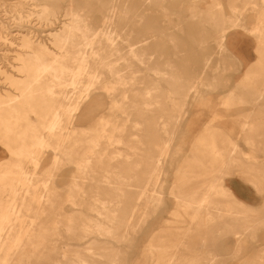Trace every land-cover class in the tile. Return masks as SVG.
Here are the masks:
<instances>
[{"label":"bare ground","instance_id":"obj_1","mask_svg":"<svg viewBox=\"0 0 264 264\" xmlns=\"http://www.w3.org/2000/svg\"><path fill=\"white\" fill-rule=\"evenodd\" d=\"M225 2L0 4L20 28L14 41L0 30V40L16 46L15 71L0 67L8 85H0V144L9 154L0 159V264H123L120 243L131 240V230L146 222L150 207L163 204L165 164L175 136L171 127L178 125L190 93L217 89L228 67L244 64L242 51L251 41L226 30L240 25L264 34V6L257 0ZM225 5L230 15L223 21ZM247 17L256 20L253 28ZM212 43L220 47L216 59L207 51ZM219 104L226 109L248 104L239 111L252 117L240 120L241 134L252 147L261 140L264 51ZM116 112L122 115L119 121L109 115L93 119ZM88 123L93 130L85 133L80 128ZM213 124L196 136L195 149H209L222 164L234 161L241 149ZM144 125L155 129L153 137L142 131ZM153 141L157 147L145 150V143ZM71 164L74 174L61 187L55 178ZM217 171L213 180L197 187L188 178L170 186L176 201L173 218L150 236L138 264L199 263V249L188 237L212 224L220 202L226 200L231 211L228 200L237 194V185L225 183L221 167ZM245 182L251 192H264L263 180ZM242 205L236 215L249 218L255 209ZM229 234L235 235L221 226L215 232L218 237ZM241 237L234 248L237 255L245 242ZM260 250L264 253V246ZM257 256L244 264H264ZM207 261L213 264V258Z\"/></svg>","mask_w":264,"mask_h":264},{"label":"rangeland","instance_id":"obj_2","mask_svg":"<svg viewBox=\"0 0 264 264\" xmlns=\"http://www.w3.org/2000/svg\"><path fill=\"white\" fill-rule=\"evenodd\" d=\"M13 1L15 0H0V4H3L4 7H12ZM257 2L258 5L261 4L264 6L259 0H257ZM224 4H226L225 0ZM239 4L241 5L242 3L239 2ZM2 9L3 7L0 10V30L10 41H14L13 38L20 28L12 24L9 16L6 15ZM183 12L186 16L188 15L186 6H183ZM222 14L223 21H225L230 15L228 7L225 9V13ZM251 14L253 17L257 15L253 12H251ZM249 19L250 18L247 17L246 22L248 26L251 27L252 25L251 28H253L256 24V20ZM226 31L228 35H231L233 31H235L244 39L251 41V46L248 45L247 49L242 51L243 56L241 58L244 64L241 66H231L230 68L228 67L225 72L222 71L224 78L221 80L219 79L220 83L217 89L208 91L207 88L204 87L198 95H194V92L190 93L191 97L189 96L190 99L188 104L184 106L180 113L181 119L178 125L171 127L174 129L175 136L169 146L170 151L168 152H170V158L167 159L168 162L165 164V177L162 188L164 192L163 204L150 207L146 222L135 226V231L131 230L132 236L130 237V241L126 240L120 243L123 247V252L121 253L123 264H138L150 236L163 227L166 219L170 218L171 220V217L173 218L171 211L176 207V201L170 194L172 185L180 184L183 179L186 178L191 180V187L203 185L213 180L214 175L218 174L217 168L219 167L222 168L225 183L237 185L235 190L237 194L233 200H228L232 203L231 211L226 210L228 207L226 200L220 202L218 206L219 210L214 213L215 218L212 224L209 225L208 228L206 225L201 226L200 231L195 230V233L193 232V235L188 237V241L194 242L193 246L199 249L197 253L200 257L198 264H207L208 258H213V264H244L246 258L255 257L256 259L258 257L257 255L261 256L264 262V253L260 250L261 247L264 246V192L257 193L254 190L251 192L249 190L251 188L250 185L245 182L249 179H253V177L263 180L264 189V133H262L261 140L257 141L252 147V144L245 141L244 134H241L242 126L240 124V120H249L252 117L248 118L246 116H240L239 114L240 110L243 111L246 108L248 109L249 105L243 104L242 106H234L231 109H226L219 104L221 99L228 96L230 89L237 86L239 81L242 80L246 67L253 64L257 56L259 57V53L264 51V42H259L260 40L264 41V34L258 35L261 31L253 29L246 30L240 25L230 27ZM211 38L212 37L209 36L207 38L208 41ZM8 42L0 40V67L2 71L14 72L15 69L12 68V64L15 63V60L12 55L15 53L16 46L10 45ZM186 43L190 48L191 45H193L189 40L186 41ZM219 49L220 47L217 46L216 43L207 46L208 54L211 57L214 56V59L218 57L219 54H217V52ZM257 49L260 50V52H258ZM214 59L211 62L212 64H214ZM2 76L3 74L0 72V85L5 89L8 85L4 76L3 79ZM197 80L198 79H196V81ZM263 108L264 104H262L261 109ZM155 113L157 114L154 119L158 121L160 113L158 111H155ZM107 115L117 121L122 119V115L119 112L99 114L93 119L97 120L99 117ZM141 117L142 116H140V118ZM254 118L255 117H253V119ZM210 122L214 123V127L224 130L226 134L232 136L241 149L242 154H238L234 161L222 164L220 159L215 157L209 149H206L205 152L195 149L196 136L200 132H204ZM80 129L84 130L86 133L92 131L93 127L91 123H88ZM142 131H149L152 133V137L155 135V129L152 127L144 125ZM142 131H140L141 136L142 134L146 136ZM158 143H154V141L145 143V150L152 149L153 145L157 147ZM216 143L220 148L224 145L221 138H219ZM6 151L5 147L0 144V159L8 158L9 154ZM48 157L49 160L52 159V153L49 154ZM74 169L75 166L73 164L63 166L55 178L57 184L62 187L64 184L68 183L74 174ZM247 187L250 188L247 189ZM245 194H247L251 202H248V198L243 197ZM242 204L252 205V208L255 209V211L249 214V218H245L242 213H237L238 216L236 215V212H241ZM234 217H236V220ZM172 223L174 222L172 221ZM220 226L227 227L230 232L235 235H220V237H218L215 235V232ZM248 227L249 229H247ZM243 233L246 235L241 237ZM239 237L245 240V242L242 247V253L237 255L234 253V248L236 247ZM71 242L76 243L74 240H71ZM77 243L81 244V242Z\"/></svg>","mask_w":264,"mask_h":264}]
</instances>
